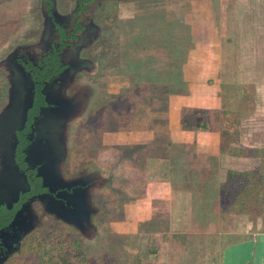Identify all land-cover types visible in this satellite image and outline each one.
Masks as SVG:
<instances>
[{
    "label": "rangeland",
    "instance_id": "obj_1",
    "mask_svg": "<svg viewBox=\"0 0 264 264\" xmlns=\"http://www.w3.org/2000/svg\"><path fill=\"white\" fill-rule=\"evenodd\" d=\"M41 1L0 0V59L18 42L33 43L24 38L42 26ZM68 1L58 0L61 13ZM111 1L122 3V10L114 23L103 22L98 35L87 40L98 53L92 55L93 67L71 79L73 96L94 90L69 123L71 143L79 140L78 154L84 158L75 160L72 153L75 168L90 164L108 179L92 198L96 230L82 233L55 218L42 220L29 235L38 248L27 264H93L90 257L102 264H250L255 243L236 245L264 232V195L240 214L226 211L218 201L210 206L201 195L204 188L208 191L205 180L210 178V184L218 171L201 158L181 163L195 178L177 183L173 172L181 161V145L168 139L167 108L185 104L186 124L204 113L211 127L220 126L225 134L219 165L251 164L264 171V0H211L217 19L208 18V23L202 22V11H191L206 0ZM195 27L209 33L202 39L193 33ZM197 67L216 80L220 107L189 96L193 81L179 79L181 70L183 77H191ZM4 75L0 69V108ZM255 142L260 144L255 158L228 157L237 146ZM196 148L194 143L191 150Z\"/></svg>",
    "mask_w": 264,
    "mask_h": 264
},
{
    "label": "flooded vegetation",
    "instance_id": "obj_2",
    "mask_svg": "<svg viewBox=\"0 0 264 264\" xmlns=\"http://www.w3.org/2000/svg\"><path fill=\"white\" fill-rule=\"evenodd\" d=\"M108 1L69 0L68 5L64 7L62 12L63 16L59 18V23H55L52 18L54 26L51 27L50 31H46L43 25L41 28L37 27L35 35L32 36L33 43L20 47L17 52V61L23 65L31 76L34 91L32 105L27 111L24 126L21 130L16 131L17 144L15 148V160L20 170L26 175L29 190L20 192L17 199L9 206L6 203H0V264L28 263L27 259L32 250L38 248V245H34V241L29 239L31 231L42 220L58 219L47 210L48 201L53 202L52 200H54L58 202L62 200L66 203V199H63L57 193L61 191L64 194H69L72 192L73 187H76L71 186L68 188L66 182L64 186L55 191L49 190L48 186L42 184L41 176L37 175V168L40 163L30 166L25 161V150L28 145L36 140V136L39 133L50 135L55 132L54 128H39L42 125L38 120L40 119V109L57 106L54 101L47 102L46 96L50 100H56L58 95H67L74 100L73 103L77 101L85 102L84 106L93 97L94 90L92 88L85 89L83 94L78 93L77 96H73L74 92L71 90L73 89L71 87L72 77H66L63 80L60 78L69 67V62L74 60L75 57L93 61L92 55H98L95 48L91 45L92 41L90 42L91 44L86 41L78 49H75L74 45L82 32L87 31L92 36L93 32H95L94 27L97 30L102 27L103 22L111 24L116 21L117 13L122 8V3L113 5L112 1ZM44 3L45 7L50 10L53 1L45 0ZM81 69L90 70L91 68ZM68 123L69 121L65 123L61 139L65 142L67 150L69 151V148L70 151L72 150L75 160L84 159L82 155L78 154L79 140L73 138L76 144L71 143L70 128H66ZM79 133L81 135V132ZM80 135L78 134L79 137ZM42 140L45 141V139ZM73 163V158H69L66 155L60 165L62 179L64 181L79 179L82 181L80 187L88 188L91 197L96 194L99 196L98 187L108 181L107 176L103 179L101 176L102 172L98 168L95 170L90 164H78V167L75 168ZM33 222L35 223L34 228L28 231V224ZM81 227L82 233L89 231L91 228L93 231L96 230L92 221L89 225L81 222ZM73 242L75 243V241Z\"/></svg>",
    "mask_w": 264,
    "mask_h": 264
},
{
    "label": "water",
    "instance_id": "obj_3",
    "mask_svg": "<svg viewBox=\"0 0 264 264\" xmlns=\"http://www.w3.org/2000/svg\"><path fill=\"white\" fill-rule=\"evenodd\" d=\"M45 0L41 1L39 6L40 25L46 31H50L54 23H59V18L63 14L59 11L58 0L53 1L51 9L45 7ZM52 18L54 19L52 21ZM37 26V25H36ZM93 35H88L87 31L82 32L76 41L74 48L78 49L85 42L98 35L95 29ZM24 39H32V36ZM29 42H18L0 59V69L5 73L7 83L5 102L0 108V203H6L8 206L17 199L20 192L29 190V184L26 175L20 170L15 160V148L17 144L16 131L21 130L24 126L27 111L33 101V81L23 65L17 61V52L22 46L28 45ZM93 61L75 57L69 62V67L64 71L60 79L73 77L81 68H92ZM67 96V95H66ZM64 95H58L56 100H50L46 96V101H54L57 106L52 108H41L39 111L40 129L54 128L55 132L46 135L39 133L36 140L28 145L25 150V161L33 166L40 163L37 168V175L41 176L42 184L48 186L49 190L55 191L61 188L67 182L68 188L73 187L72 192L64 194L59 191L57 195L66 199L50 202L48 201L47 210L53 213L58 220L74 226L81 231V222L89 225L93 215L92 198L89 189L80 187L82 181L79 179L64 181L61 176V162L68 155L72 158V150H67L62 138V131L66 122H70L76 116L78 117L79 105L81 102H74L73 99ZM85 103V102H84ZM84 103L82 104L84 106ZM76 117V118H77ZM52 123H51V122ZM66 128H70V123ZM42 139H45L43 141ZM36 158V159H35ZM102 176V174H101ZM104 179V177L102 176ZM95 214V213H94ZM35 223L28 224V231L33 229ZM80 228V229H79ZM86 232V231H85ZM251 264V263H250Z\"/></svg>",
    "mask_w": 264,
    "mask_h": 264
},
{
    "label": "crops",
    "instance_id": "obj_4",
    "mask_svg": "<svg viewBox=\"0 0 264 264\" xmlns=\"http://www.w3.org/2000/svg\"><path fill=\"white\" fill-rule=\"evenodd\" d=\"M181 1V0H179ZM196 2L198 0H193V2ZM204 1V0H202ZM223 0H220V2H222ZM188 2H191V0H188ZM214 6V3L211 0H206L204 3L198 4L197 6L194 5V7L191 9V11H194L195 9L202 11V14L204 17H202V22L204 23H208V21H210L208 18L211 17H215L217 19V16L215 14V11H213L214 9H212V7ZM171 11V9H170ZM176 11V10H175ZM168 9L164 8L163 13L167 14ZM209 13V17H207L205 14ZM215 14V15H214ZM193 18L191 15L188 16L187 18V22L188 23H192V19ZM223 20V19H222ZM221 20V21H222ZM196 22H194L195 24H202L199 20H195ZM203 28H193V33L197 36H200L202 39L205 37L203 36V33H209L207 30L206 32H202ZM201 31V32H200ZM192 51V49H190L189 53ZM192 53V52H191ZM201 65V64H200ZM198 68V67H197ZM181 74H179V79L180 76L183 78L184 81H189L191 79V81H193V83H189V96L191 97H195L196 99H204L206 101H213V103H216L218 107H220L219 104V93L217 92L216 89V80L213 79L212 74L210 75V72H208L206 74V71H201L199 68L197 71L194 72L193 76L191 77H183L182 74V70L180 72ZM190 76V75H189ZM168 106V104H167ZM191 106V105H190ZM185 108V104H181L179 103V105H177V109L175 107H172L171 105H169V107L167 108V111L170 110V117L169 118V125H170V133L168 134V139L169 140H173L175 143H177V145H181V147H177V151L180 153L178 154L181 161L177 160V168L176 170H174V174H173V179L176 181L177 183L181 182L182 185H184L185 182H188V178L190 179H194L195 175L190 172L192 171L190 170H186V168H182L179 167L181 166V163L183 162H188L189 165H191L192 162H195V160L200 159V162H203V160L205 162L203 163H213L216 164L217 167V177H215L212 181L210 182V184H208V179L207 178L205 181V183H207L206 185H204L205 187H208V191H205L203 188V194L205 195H201V200H206L211 202L210 206H214V202L218 201L219 203V186L220 183L223 181L224 176L226 174V171L229 169H237V170H244L247 168L251 167V164H247L244 165L240 168H237L235 166H229V165H219V157L220 155H222V150H224L223 148V132L220 130V126L219 128H214L211 127L210 130H182L183 126L181 124V117H182V113H183V109ZM172 109H173V113H172ZM210 124V123H209ZM222 127V125H221ZM124 141V139H122ZM122 141V142H123ZM116 144H118L117 141H115ZM127 143V140L124 142ZM123 143V144H124ZM195 143V145L197 146L196 151L191 150L193 144ZM234 143V142H232ZM260 144H258L257 142H255V144H247V145H239L237 146V148H245V149H253V148H257L259 147ZM190 148V149H189ZM228 157H230L231 159H236L238 158V160L242 161V162H247L248 160L252 159V157L246 156V155H235L234 152L230 153L227 152ZM255 158V157H254ZM247 160V161H246ZM198 161V160H197ZM212 166V165H211ZM188 168V167H187ZM223 169V173L219 172V170ZM191 182H193L191 180ZM185 184H190V183H185ZM209 185V186H208ZM184 191H188L186 194H190L192 195V193H194V191H190V190H184ZM186 197V196H185ZM217 204V202L215 203ZM219 205V204H217ZM210 209V208H209ZM101 212V211H100ZM208 214V213H207ZM214 214V213H212ZM249 241H253L255 243L254 245V249H253V254H252V258H251V264H257V263H262L264 264L263 261V255L264 252L262 250H264V232H256L253 234L252 238H249L248 240H246L244 243H239L236 246L238 248H240V246H245V244H247V242ZM228 247V246H227Z\"/></svg>",
    "mask_w": 264,
    "mask_h": 264
},
{
    "label": "trees",
    "instance_id": "obj_5",
    "mask_svg": "<svg viewBox=\"0 0 264 264\" xmlns=\"http://www.w3.org/2000/svg\"><path fill=\"white\" fill-rule=\"evenodd\" d=\"M164 89L168 92L166 86H164ZM235 122L238 124L239 120L237 119ZM181 124L182 126L195 130L211 129L208 116L204 113L196 115L194 117V124L192 125L186 124V121L182 117ZM125 141L126 139L123 142ZM250 151L251 152L245 148H236L234 154L246 155L254 158L258 155L257 153L260 150L258 148H253L250 149ZM263 195L264 171L262 167L253 166L244 170L229 169L226 171L224 179L219 186V205L224 207L226 211L240 214L248 211L252 203L262 202ZM83 256L87 260L88 257H86L84 253ZM88 262L102 264L98 260H93L91 257Z\"/></svg>",
    "mask_w": 264,
    "mask_h": 264
}]
</instances>
